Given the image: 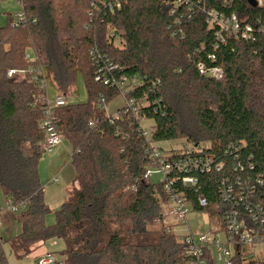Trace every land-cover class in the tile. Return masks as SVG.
Instances as JSON below:
<instances>
[{"label": "trees", "instance_id": "obj_1", "mask_svg": "<svg viewBox=\"0 0 264 264\" xmlns=\"http://www.w3.org/2000/svg\"><path fill=\"white\" fill-rule=\"evenodd\" d=\"M21 4L35 22L0 27V191L6 206H17L12 214L19 225L8 239L0 235V264H9L4 243L20 258L49 239L63 242L57 264H182L188 250L183 236L147 227L170 196L164 182L144 177L153 149L178 158L186 155L185 147L191 155L222 161L220 171L195 173L194 187L172 185L219 233L232 209L246 220V205L264 212V34L256 32L264 24L262 6L247 0ZM210 12L236 14L253 26L254 39L223 32L220 42ZM29 52L33 62L26 59ZM198 63L221 67L222 77L200 74ZM107 64L114 68L107 70ZM10 70L21 74L9 77ZM76 73L83 77L87 99L70 102ZM122 76L140 83L125 94L138 105L139 118L120 109L121 117L109 120L99 99L108 105L118 98L120 89L112 82ZM41 78L68 99L53 114L71 146L74 170V182L50 225L38 175L43 116L38 99L48 94L47 87L39 88ZM141 117L152 120L148 136L139 128ZM174 139H183V145H155ZM222 189H230L227 199ZM243 246L231 264H264Z\"/></svg>", "mask_w": 264, "mask_h": 264}, {"label": "built area", "instance_id": "obj_2", "mask_svg": "<svg viewBox=\"0 0 264 264\" xmlns=\"http://www.w3.org/2000/svg\"><path fill=\"white\" fill-rule=\"evenodd\" d=\"M18 2L21 4V0H18ZM256 2L257 5L264 8V0H256ZM90 6L93 9H96L95 4L91 3ZM11 19V26H19L35 22L34 19H30L25 15L23 9L21 12H17ZM210 20L215 22L219 28L216 31V37L220 42L223 41V32L234 34V36H239L243 39H254L255 32L253 26L249 23H242L234 13L230 15H223L217 12H210ZM256 32L264 34V24L260 25L259 28H256ZM26 59L28 62H33L34 56L26 54ZM113 68L114 67L110 64L106 65L107 70H111ZM196 68L200 74H207L216 79H220L223 75L222 68L218 66L205 67L203 64L198 63ZM33 71L34 70L31 68L30 72ZM20 74L21 71H8L9 77L18 78ZM33 78L35 79V77ZM99 78L100 75H97L95 80ZM107 82L108 80L105 79L104 83L107 84ZM112 84L116 85L120 89V96L118 98L121 100V105L114 111H110L108 109V105L103 102V98H100L99 106L104 111L106 117L109 118V120L118 119L121 117L122 110L123 112H130L132 115L139 118V109L135 100L133 98L125 97L127 91L140 85L138 79L135 76H122L113 81ZM38 85L39 88H44V86L47 87L43 78L39 79ZM38 101L43 111V116L39 120L38 124L40 130L42 131L40 150L42 153L50 152L56 145L60 144L65 139L62 133L56 129L53 109L66 105L68 103V99L60 94H54V96L49 97L46 92V95L40 97ZM90 124L95 125L96 121H91ZM139 128L142 130V134L144 136L149 135V127L148 129H145L139 124ZM237 148L238 146L234 145L235 151ZM183 152L186 154L185 156L174 158L171 157L170 153H163L157 149L151 150L149 154V164L144 174L146 179H149V176L153 173L160 175V180L158 181L164 182V188L170 195L168 201L161 206V209L166 207L167 214L175 217L181 223L186 221V214L191 211V208L182 193L175 190L172 185L178 181L182 187H194L197 184V177L195 173H206L210 171L217 172L220 171L223 166L222 161L215 160L210 155H191L189 153L190 150L185 147ZM238 166L242 169L240 165ZM256 181L260 182L259 179ZM221 183L223 184L224 180H222ZM237 184L241 185V181L238 180ZM250 188L253 187L251 186ZM227 192H230V189H228V191L222 189V196L224 199L228 198L229 194ZM241 194L242 193L239 195ZM241 199L242 198L240 197L239 200ZM197 201L200 205H205V199L203 196H198ZM6 209L12 213L17 210V206L8 202ZM245 209L249 214L248 220L244 219L237 209H232L227 212L224 233H219L215 227L211 228V226H209L212 231L207 233L198 232L195 233V235H183V241L188 245V250L187 258L182 264H207L205 255L206 253L209 254L212 259L211 249H214L215 252L220 255L225 264H231L232 255H230L229 246L232 245L234 249L237 250L238 247L242 245H252L263 242L264 212L259 205H255L253 207L246 205ZM156 218V220L161 223L163 227H168L163 221L164 216L161 214V210ZM219 234L224 236V242H221L218 239ZM37 264L57 263L56 259L52 255L46 254L37 259Z\"/></svg>", "mask_w": 264, "mask_h": 264}, {"label": "rangeland", "instance_id": "obj_3", "mask_svg": "<svg viewBox=\"0 0 264 264\" xmlns=\"http://www.w3.org/2000/svg\"><path fill=\"white\" fill-rule=\"evenodd\" d=\"M22 11V6L18 2V0H0V27L5 26L7 23L10 25L11 18L17 13ZM32 56V52H29ZM47 89L49 97L54 96V91L52 90V85L50 81H47ZM70 102H80L85 101L87 99V93L84 86V80L80 73H76L75 75V82L72 87V92L70 97H68ZM113 100L109 104V108L114 105ZM139 124L141 127L148 129V127L152 124V120L149 118H141L139 120ZM184 143L183 139H174V140H164L158 141L155 143L156 147H160L162 149H177L180 148ZM61 144H64L67 147V150H71L70 144L64 139ZM49 155L46 153H42L41 157L38 160V175L41 185L43 187V195L44 199L47 202L50 212L46 214L44 220L45 223L50 225L55 221V214L54 211L60 207L64 198L62 196L66 185H69L72 177H73V169L70 165H68L67 169L62 172L61 174H57L55 178L52 180H48L49 176ZM149 180L151 182H157L160 180V175L153 173L149 176ZM62 193V194H61ZM0 208H6V202L4 200V196L0 191ZM161 210V214L164 216V223L168 226L167 228L173 234L177 236H183L186 234L195 235V233H207L212 231L208 225L207 218L204 214L199 212L189 211L186 214V221L179 222L175 217L170 216L167 214V208L163 207L162 209L159 208V212ZM157 218H153L148 224L147 227L149 229H167L163 227L161 223H159ZM4 227H2V232ZM218 239L221 242H224L225 238L222 234L218 235ZM62 240L60 239H49L44 242V245L40 248L44 251V255L50 254L55 259H59L61 256L59 255V250L62 248ZM245 249L252 252V257L255 259L264 258V242L252 244V245H245L243 246ZM230 255H233L235 249L231 245L228 247ZM4 249L6 252V256L8 258L9 264H37V255L36 253H30L26 256L17 258L14 256L13 252L11 251L9 245L4 243ZM36 255V256H35ZM211 256L214 264H225L224 260L220 257L218 253L215 252L214 249H211Z\"/></svg>", "mask_w": 264, "mask_h": 264}, {"label": "crops", "instance_id": "obj_4", "mask_svg": "<svg viewBox=\"0 0 264 264\" xmlns=\"http://www.w3.org/2000/svg\"><path fill=\"white\" fill-rule=\"evenodd\" d=\"M114 100H115L114 105L111 108H109V104H108V109L110 111H114L121 105V100L119 98H116ZM71 152H72V149L68 151L67 147L61 143L56 145L50 152H44L49 155V159H50L48 180H52L53 178L57 176V174H61L62 172H64L67 169L68 165L71 166L70 164ZM73 182H74V170H73V177H72L70 184L66 185L63 194L61 193L64 200L66 199L67 191ZM0 217H1L0 218V235L3 239L6 240L10 236L18 232L19 225L17 221L15 220L13 214L10 211H8L6 208L5 209L0 208ZM2 227H4L3 232H2ZM43 245H44V242H39L35 244V246L33 247V250L31 251V253H36L37 259L43 256L45 253L44 251L40 249Z\"/></svg>", "mask_w": 264, "mask_h": 264}, {"label": "water", "instance_id": "obj_5", "mask_svg": "<svg viewBox=\"0 0 264 264\" xmlns=\"http://www.w3.org/2000/svg\"><path fill=\"white\" fill-rule=\"evenodd\" d=\"M248 4H250L251 6H256L257 2L256 0H247Z\"/></svg>", "mask_w": 264, "mask_h": 264}]
</instances>
